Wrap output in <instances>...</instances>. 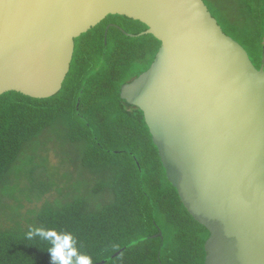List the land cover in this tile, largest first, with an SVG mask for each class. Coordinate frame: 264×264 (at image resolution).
<instances>
[{
    "label": "trees",
    "instance_id": "obj_1",
    "mask_svg": "<svg viewBox=\"0 0 264 264\" xmlns=\"http://www.w3.org/2000/svg\"><path fill=\"white\" fill-rule=\"evenodd\" d=\"M204 2L260 68L264 0ZM147 29L111 15L75 40L58 94L0 95V264H50L29 227L71 231L93 264H205L210 232L169 183L144 113L121 98L161 47Z\"/></svg>",
    "mask_w": 264,
    "mask_h": 264
},
{
    "label": "water",
    "instance_id": "obj_2",
    "mask_svg": "<svg viewBox=\"0 0 264 264\" xmlns=\"http://www.w3.org/2000/svg\"><path fill=\"white\" fill-rule=\"evenodd\" d=\"M111 15L161 42L121 98L144 113L169 183L210 232L205 264H264V60L255 67L204 0H0V95L58 94L75 40Z\"/></svg>",
    "mask_w": 264,
    "mask_h": 264
},
{
    "label": "clouds",
    "instance_id": "obj_3",
    "mask_svg": "<svg viewBox=\"0 0 264 264\" xmlns=\"http://www.w3.org/2000/svg\"><path fill=\"white\" fill-rule=\"evenodd\" d=\"M36 237L48 245L50 264H93L92 257L81 251L79 241L71 231L29 227L26 238Z\"/></svg>",
    "mask_w": 264,
    "mask_h": 264
},
{
    "label": "rangeland",
    "instance_id": "obj_4",
    "mask_svg": "<svg viewBox=\"0 0 264 264\" xmlns=\"http://www.w3.org/2000/svg\"><path fill=\"white\" fill-rule=\"evenodd\" d=\"M23 182H25V181H23ZM35 204H36V203H35ZM40 204H41V203H39V204H36V205L38 206V205H40Z\"/></svg>",
    "mask_w": 264,
    "mask_h": 264
}]
</instances>
